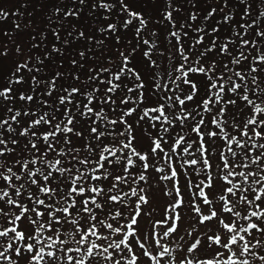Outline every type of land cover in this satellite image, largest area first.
Returning <instances> with one entry per match:
<instances>
[{"label": "snow or ice", "instance_id": "snow-or-ice-1", "mask_svg": "<svg viewBox=\"0 0 264 264\" xmlns=\"http://www.w3.org/2000/svg\"><path fill=\"white\" fill-rule=\"evenodd\" d=\"M0 264H264V0H0Z\"/></svg>", "mask_w": 264, "mask_h": 264}, {"label": "trees", "instance_id": "trees-1", "mask_svg": "<svg viewBox=\"0 0 264 264\" xmlns=\"http://www.w3.org/2000/svg\"><path fill=\"white\" fill-rule=\"evenodd\" d=\"M12 5L11 4H8L7 6H5V7H11Z\"/></svg>", "mask_w": 264, "mask_h": 264}, {"label": "rangeland", "instance_id": "rangeland-1", "mask_svg": "<svg viewBox=\"0 0 264 264\" xmlns=\"http://www.w3.org/2000/svg\"><path fill=\"white\" fill-rule=\"evenodd\" d=\"M8 4L6 3L4 6H7Z\"/></svg>", "mask_w": 264, "mask_h": 264}]
</instances>
